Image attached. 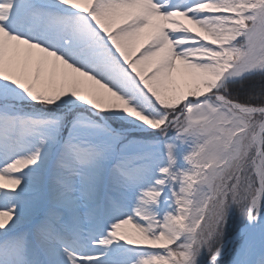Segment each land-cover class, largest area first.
<instances>
[{
	"label": "snow or ice",
	"instance_id": "1",
	"mask_svg": "<svg viewBox=\"0 0 264 264\" xmlns=\"http://www.w3.org/2000/svg\"><path fill=\"white\" fill-rule=\"evenodd\" d=\"M222 262L264 264V0H0V264Z\"/></svg>",
	"mask_w": 264,
	"mask_h": 264
},
{
	"label": "rangeland",
	"instance_id": "2",
	"mask_svg": "<svg viewBox=\"0 0 264 264\" xmlns=\"http://www.w3.org/2000/svg\"><path fill=\"white\" fill-rule=\"evenodd\" d=\"M222 264H223V262H222Z\"/></svg>",
	"mask_w": 264,
	"mask_h": 264
},
{
	"label": "trees",
	"instance_id": "3",
	"mask_svg": "<svg viewBox=\"0 0 264 264\" xmlns=\"http://www.w3.org/2000/svg\"><path fill=\"white\" fill-rule=\"evenodd\" d=\"M243 95V94H242Z\"/></svg>",
	"mask_w": 264,
	"mask_h": 264
}]
</instances>
